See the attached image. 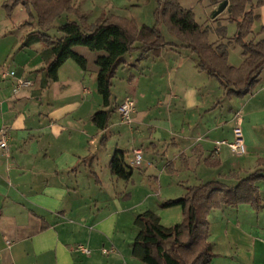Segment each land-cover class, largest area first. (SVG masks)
<instances>
[{
	"label": "crops",
	"instance_id": "obj_1",
	"mask_svg": "<svg viewBox=\"0 0 264 264\" xmlns=\"http://www.w3.org/2000/svg\"><path fill=\"white\" fill-rule=\"evenodd\" d=\"M197 1L209 14L198 22L208 29V41L219 40L221 26L226 39L232 38L236 24L226 19L227 7L212 16L224 0ZM73 5L87 25L103 14L132 18L139 27L154 24L155 0H73ZM17 12L7 19L0 7V129L9 128L8 155L0 151V264H144L132 255L136 215L151 210L169 227L181 221L182 211L162 208V201L211 180L234 187L264 171V68L249 94L225 97L189 49L163 46L139 58L143 48L136 43L111 80V115L101 131L92 121L103 105L95 64L101 52L75 47L86 69L69 59L57 80L41 88L44 46L20 48L30 29L20 27L26 9L17 6ZM255 13L259 19L251 31L260 39L264 5ZM66 18L77 20L62 14L48 33L58 36L57 26ZM161 29L167 40L176 41ZM227 62L234 67L243 62L241 49L232 43ZM6 70L32 85L13 93L14 80L2 75ZM125 97L134 102L129 122L117 111ZM237 113L246 145L239 156L218 144L232 139ZM135 150L141 151L139 164ZM116 151L125 153L123 163L132 169L128 182L109 170ZM258 187V210L239 204L207 215L214 254L209 264H264V182Z\"/></svg>",
	"mask_w": 264,
	"mask_h": 264
},
{
	"label": "trees",
	"instance_id": "obj_2",
	"mask_svg": "<svg viewBox=\"0 0 264 264\" xmlns=\"http://www.w3.org/2000/svg\"><path fill=\"white\" fill-rule=\"evenodd\" d=\"M155 1L151 27H139L132 18L105 14L87 25L86 16L78 13L73 0H3L2 7L7 16L17 6H23L27 11L28 18L20 27L27 26L30 30L21 39L20 48H29L35 43L44 46L40 52L44 62L39 77L41 88L57 80L59 67L69 59L82 70L86 69V59L74 50L75 47L101 52L95 64L97 92L103 105L92 117L101 131L108 128L111 115V80L124 56L134 51L136 43L143 48L139 58L148 50L163 46L181 45L189 49L199 70L218 81L225 97L242 98L253 90L264 68V37L256 39L251 27L259 19L255 9L264 5V0L255 3L253 0H228L226 19L236 24V33L226 39V28L221 26L216 29L219 38L216 42L208 41V29L199 24L193 11L183 7L179 0ZM62 14H74L77 20L66 18L57 26L59 35H50L48 31ZM161 26L176 41L167 40ZM231 43L241 49L243 62L238 67L227 62ZM124 155V152L116 151L109 162V170L117 179L128 182L132 169L124 165ZM259 182H264V171L249 174L234 187L217 180L187 187L182 197L160 203L162 208H181L182 221L169 227L163 226L160 217L151 210L136 215L133 225L137 234L132 243V255L144 264H209L214 254L208 241L207 215L221 206L239 204H248L258 210L261 205Z\"/></svg>",
	"mask_w": 264,
	"mask_h": 264
},
{
	"label": "built area",
	"instance_id": "obj_3",
	"mask_svg": "<svg viewBox=\"0 0 264 264\" xmlns=\"http://www.w3.org/2000/svg\"><path fill=\"white\" fill-rule=\"evenodd\" d=\"M4 78H11L14 80L13 84V93H18L22 88L29 87L32 85V81L23 78V77H16L15 72L13 70H6L2 73ZM134 110V102L130 97H125L124 100L121 102V104L118 105L117 111L121 115L122 119L126 122H129L131 120V113ZM242 117L240 114H236V125L232 130L233 137L230 141L222 140L219 141L218 144H226L231 153L234 155H243L246 153V145L243 138V131H242ZM8 137H9V128L3 127L0 129V151L3 152L6 156L9 152L8 147ZM135 159L134 162L136 164L140 163L141 160V151L135 150ZM78 248L84 252L89 253V250L86 247H83L81 245L78 246Z\"/></svg>",
	"mask_w": 264,
	"mask_h": 264
},
{
	"label": "rangeland",
	"instance_id": "obj_4",
	"mask_svg": "<svg viewBox=\"0 0 264 264\" xmlns=\"http://www.w3.org/2000/svg\"><path fill=\"white\" fill-rule=\"evenodd\" d=\"M182 5H184V6H192V8H191V10L193 11V13H194V17H195V20L197 21V22H204L206 19H207V17H208V15L209 14H207V13H205V11H203V8L201 7V5H200V3H198V1L197 0H185V1H183V3H181ZM188 4V5H187ZM0 7H2V4L0 5ZM2 9L4 10V8L2 7ZM4 12H5V15H6V17L5 18H7V19H9V18H11V16H12V14H14V16H17V7H15L14 9H13V11H12V13H11V15L10 16H7V13H6V11L4 10ZM27 12V11H26ZM2 17H1V15H0V19H1ZM17 18V17H16ZM2 25H3V23H0V30L2 29ZM153 24H151V25H148L147 27H151ZM50 34V33H49ZM5 68H8V66L6 67L5 66ZM166 217V216H165ZM166 220V219H165ZM181 221H182V219H181ZM180 221V222H181ZM179 222V223H180ZM177 224V223H176ZM174 225V224H173ZM172 226V225H171Z\"/></svg>",
	"mask_w": 264,
	"mask_h": 264
},
{
	"label": "water",
	"instance_id": "obj_5",
	"mask_svg": "<svg viewBox=\"0 0 264 264\" xmlns=\"http://www.w3.org/2000/svg\"><path fill=\"white\" fill-rule=\"evenodd\" d=\"M228 5V0H224L218 7V10L213 13V17H215L217 14H219L221 11H223Z\"/></svg>",
	"mask_w": 264,
	"mask_h": 264
}]
</instances>
